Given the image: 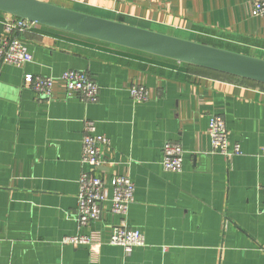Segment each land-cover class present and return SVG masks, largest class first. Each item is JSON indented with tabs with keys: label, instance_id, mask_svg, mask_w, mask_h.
Segmentation results:
<instances>
[{
	"label": "crops",
	"instance_id": "1",
	"mask_svg": "<svg viewBox=\"0 0 264 264\" xmlns=\"http://www.w3.org/2000/svg\"><path fill=\"white\" fill-rule=\"evenodd\" d=\"M80 12L264 59V18L254 0H44ZM12 15L0 12V38ZM33 54L0 64V264H264V85L36 24L14 34ZM88 72L96 102L68 97L62 74ZM53 76L40 98L25 75ZM146 86L134 101L129 88ZM223 115L242 153L214 150L209 121ZM110 139L98 171L136 184L129 225L147 244L127 255L108 240L120 218L77 221L84 121ZM181 142L182 172L162 164ZM93 234L92 245L64 238Z\"/></svg>",
	"mask_w": 264,
	"mask_h": 264
},
{
	"label": "built area",
	"instance_id": "2",
	"mask_svg": "<svg viewBox=\"0 0 264 264\" xmlns=\"http://www.w3.org/2000/svg\"><path fill=\"white\" fill-rule=\"evenodd\" d=\"M253 12L264 18V0L253 1ZM6 24L7 31L12 34L9 38H0V64L21 66L32 62L33 54L29 51L27 44L14 34L28 31L37 23L12 17ZM61 79L66 85L68 97L74 96L87 102L98 101L101 87L88 72L69 69L62 74ZM54 81L53 76H40L31 73L25 75V82L31 85L32 90L40 98L53 96ZM129 92L134 101L145 102L149 99V91L146 86L133 84L129 88ZM208 132L213 149L222 155L231 158L242 153L241 144L231 142L223 115L214 114L210 117ZM110 143V139L105 134L98 133L95 121H84L81 163L83 166H91L92 171L83 169L78 180L77 221L81 226H87L100 219L103 203L107 200L110 201L111 211L119 216L120 222L114 227L108 243L123 247L125 253L129 255L135 247L145 246L147 237L143 231L129 225L130 208L135 202L136 184L134 180L130 176L114 174L109 187L103 176L98 174L105 163L104 153ZM162 150L163 167L167 171L182 172L185 149L181 142H165ZM64 242L78 246L92 245L96 240L91 233L68 236L64 238Z\"/></svg>",
	"mask_w": 264,
	"mask_h": 264
},
{
	"label": "water",
	"instance_id": "3",
	"mask_svg": "<svg viewBox=\"0 0 264 264\" xmlns=\"http://www.w3.org/2000/svg\"><path fill=\"white\" fill-rule=\"evenodd\" d=\"M0 12L65 33L264 84V59L44 0H0Z\"/></svg>",
	"mask_w": 264,
	"mask_h": 264
},
{
	"label": "trees",
	"instance_id": "4",
	"mask_svg": "<svg viewBox=\"0 0 264 264\" xmlns=\"http://www.w3.org/2000/svg\"><path fill=\"white\" fill-rule=\"evenodd\" d=\"M238 78V77H237ZM242 79V78H241ZM246 80V79H245ZM250 81V80H249ZM253 82V81H252ZM257 83V82H256ZM260 84V83H259ZM264 85V84H263Z\"/></svg>",
	"mask_w": 264,
	"mask_h": 264
}]
</instances>
